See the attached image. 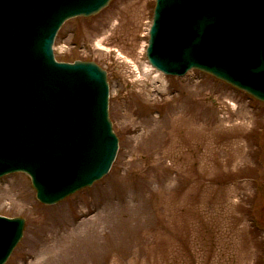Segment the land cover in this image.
Instances as JSON below:
<instances>
[{"label": "rangeland", "instance_id": "obj_1", "mask_svg": "<svg viewBox=\"0 0 264 264\" xmlns=\"http://www.w3.org/2000/svg\"><path fill=\"white\" fill-rule=\"evenodd\" d=\"M155 4L112 0L60 29L59 61L108 72L119 152L107 176L53 206L28 175L0 178V215L26 219L6 264H264V103L198 70L167 76V94L140 83L117 49L147 60ZM115 20L111 51L99 49Z\"/></svg>", "mask_w": 264, "mask_h": 264}, {"label": "water", "instance_id": "obj_2", "mask_svg": "<svg viewBox=\"0 0 264 264\" xmlns=\"http://www.w3.org/2000/svg\"><path fill=\"white\" fill-rule=\"evenodd\" d=\"M110 1L0 0V177L27 172L45 204L103 178L117 155L107 72L53 56L66 20ZM147 52L168 75L197 68L264 101V0H158ZM24 226L0 216V264Z\"/></svg>", "mask_w": 264, "mask_h": 264}, {"label": "bare ground", "instance_id": "obj_3", "mask_svg": "<svg viewBox=\"0 0 264 264\" xmlns=\"http://www.w3.org/2000/svg\"><path fill=\"white\" fill-rule=\"evenodd\" d=\"M119 21L115 20L109 29L108 32L103 33V35L96 41V46L99 49L111 51L109 50V39L110 36L113 35L114 30L117 28ZM146 45V44H145ZM145 49V47H144ZM119 52V56L123 59L124 63L128 64L131 71L136 75V79L140 81V83L147 85L150 87V90L160 88L161 92L167 93L168 92V79L167 76L164 75L162 72L156 71V69L147 62V60H142L140 57L135 61H132L133 58L131 56L124 53L122 49H117ZM142 54V53H141ZM142 84V85H143ZM160 84V86H157ZM146 86V87H147ZM227 103H229L232 107H236L235 102L227 99Z\"/></svg>", "mask_w": 264, "mask_h": 264}]
</instances>
